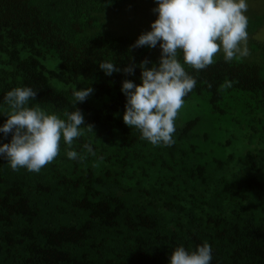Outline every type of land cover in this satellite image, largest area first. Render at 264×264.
<instances>
[{
  "label": "trees",
  "instance_id": "obj_1",
  "mask_svg": "<svg viewBox=\"0 0 264 264\" xmlns=\"http://www.w3.org/2000/svg\"><path fill=\"white\" fill-rule=\"evenodd\" d=\"M155 7L0 0V127L10 111L4 96L17 87L37 92L29 107L65 120L77 108L93 126H81L71 149L61 139L60 155L38 173L13 171L0 156V264H170L177 247L205 242L211 264H264V11L245 13L247 57L225 62L221 52L199 72L184 65L196 87L175 120V142L153 146L123 122L121 89L141 84L142 61L151 68L160 58L109 26L132 11L154 22ZM101 62L121 71L105 75ZM226 80L232 87L221 89ZM89 87L93 100H108L75 105L73 91ZM11 138L0 132V145ZM68 150L86 158L71 160Z\"/></svg>",
  "mask_w": 264,
  "mask_h": 264
},
{
  "label": "clouds",
  "instance_id": "obj_2",
  "mask_svg": "<svg viewBox=\"0 0 264 264\" xmlns=\"http://www.w3.org/2000/svg\"><path fill=\"white\" fill-rule=\"evenodd\" d=\"M157 19L151 31L141 34L132 47L155 48L159 43L161 55L158 65L146 67L141 62V84L129 80L122 84L127 103L123 122L140 131L141 140L153 146L174 144L175 120L186 97L196 87V79L189 75L184 65L196 70L211 66L221 52L225 62L247 57L249 49L248 10L246 0H155ZM182 54L183 64L178 58ZM135 65L123 71L131 75ZM99 68L105 75L120 72L114 62H101ZM211 87V85H208ZM232 87L225 81L221 89ZM93 92L91 87L73 91L75 105L84 102ZM37 92L30 87H17L6 93L4 103L10 111L0 132L12 133L10 143L0 145V156L7 160L13 171L25 168L29 172L40 170L60 155V142L71 149L73 141L83 135L81 126L93 132L92 125H85L81 110L65 111L61 119L56 114H46L39 107H29ZM88 154L95 155L91 145L85 144ZM71 160L86 158L74 150L66 152ZM212 249L208 243L194 251L177 247L170 256V264H211Z\"/></svg>",
  "mask_w": 264,
  "mask_h": 264
},
{
  "label": "rangeland",
  "instance_id": "obj_3",
  "mask_svg": "<svg viewBox=\"0 0 264 264\" xmlns=\"http://www.w3.org/2000/svg\"><path fill=\"white\" fill-rule=\"evenodd\" d=\"M247 4H248V8L252 7V9L254 11H258L262 12L264 11V0H246ZM108 14L106 15L107 18H109V16H113L116 15L118 13H114V12H107ZM118 20V25L116 28H112L111 26L110 29L112 31H114L115 33L119 34V35H126L128 37L131 38H137L139 37L141 34L146 33L148 31H151V21L147 20V16L142 14V13H137L136 11H132L131 13H129L126 17H122L118 16L117 17ZM107 24L108 21L106 20ZM263 31H261L260 35H261V41H263L264 43V28L262 29ZM260 38V36H259ZM149 49L156 54L159 58L161 55V49L159 46V43L157 44V46L155 48H150ZM89 101L93 102L95 105L100 106L103 102L107 101L108 98L104 97L101 99H92L90 97V95L88 96ZM182 114V113H181ZM184 114H182L183 117ZM178 124V122H177ZM180 125V123L178 124Z\"/></svg>",
  "mask_w": 264,
  "mask_h": 264
}]
</instances>
